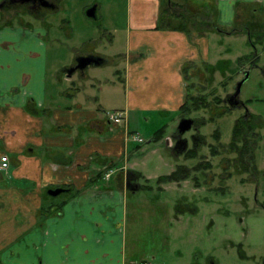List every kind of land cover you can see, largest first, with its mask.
Returning <instances> with one entry per match:
<instances>
[{"label": "crops", "instance_id": "1", "mask_svg": "<svg viewBox=\"0 0 264 264\" xmlns=\"http://www.w3.org/2000/svg\"><path fill=\"white\" fill-rule=\"evenodd\" d=\"M2 1L0 157H9L10 169L0 175V264L155 263L128 255L126 223L132 200L153 193L154 180L164 192L185 187L186 180L161 185L159 179L178 166H190L160 156L148 170L153 159L147 160L157 149L150 155L137 143L136 136L143 138L136 127L143 120L164 123L171 114L176 115L173 127L179 125L188 97L185 67L208 59V32L191 33L170 22L165 27L162 16L171 3L186 8L194 4L202 12L207 0H127L126 51L115 61L124 69L116 70V79L107 78L104 70L110 61L99 48L50 72V16L59 11L58 5L53 0V9H34ZM213 1L222 30L233 29L243 10L261 21L264 31V0ZM97 12L98 7L96 17ZM241 33L245 31L236 34ZM244 35L250 45L248 33ZM86 55L96 62L79 69L78 61ZM111 111L125 113V122H110ZM169 139L167 150L187 160L175 154L177 142ZM165 141H153L149 148ZM162 169L169 173L160 175ZM129 174L137 176L131 181ZM58 189L63 193L50 194ZM175 208L173 204L171 216H176Z\"/></svg>", "mask_w": 264, "mask_h": 264}, {"label": "rangeland", "instance_id": "2", "mask_svg": "<svg viewBox=\"0 0 264 264\" xmlns=\"http://www.w3.org/2000/svg\"><path fill=\"white\" fill-rule=\"evenodd\" d=\"M54 3L59 11L50 16L53 26L49 32V71L62 70L78 55L99 48L110 61L104 70L107 78L116 79V70L123 72L124 69V65L115 61L118 54L126 51L127 0H54ZM204 4L207 8L202 12L194 4L187 10L188 14L175 9L186 14L185 22L167 19L170 26L183 28L184 25L191 33L206 29L208 32V59L187 65L190 94L195 98V105L199 103L201 107L181 115L180 122L186 119L192 123L190 130L181 134L177 122L173 127L175 114L164 119V123L143 120L136 127L144 140L137 143L148 149L150 155L157 149V154L147 160L153 159L148 170L163 156L171 163L190 166V174L185 179V187L175 186L164 192L154 180L150 182L153 193H143L132 200L126 223L128 255H136L139 261L152 260L154 264H264V31L261 21L256 22L251 19V13H246L251 21L241 18L240 24L251 28L256 47L248 45L244 35L248 31L239 37L234 34L236 37L222 38L211 29L218 21L214 1L207 0ZM93 6L98 7L94 19L86 15ZM64 20L68 21L67 25ZM91 41H95V46ZM248 55L251 59L243 60L241 65L238 60ZM246 72L249 77L238 98L244 105L232 107L229 102ZM190 104L194 106L192 100ZM247 113L259 120L253 125H260L256 129L252 127L253 135L244 151L242 137L237 138L235 146L232 143L235 125ZM162 127L164 141L170 136V142L175 139L177 143H187L182 153L187 160L176 159L167 150L166 141L149 148L153 145V135ZM176 153L179 154L175 150ZM168 173L169 169L160 171V175ZM129 176L132 181L137 175ZM141 183L146 181L142 179ZM165 183L161 185H168ZM173 204L176 216H171Z\"/></svg>", "mask_w": 264, "mask_h": 264}, {"label": "trees", "instance_id": "3", "mask_svg": "<svg viewBox=\"0 0 264 264\" xmlns=\"http://www.w3.org/2000/svg\"><path fill=\"white\" fill-rule=\"evenodd\" d=\"M175 9H180L182 11L185 10L186 14H188L187 10H189V8H186V7L182 6V5H177V4H174V3L169 4V7L167 8V10L164 11L163 16H162V22H163L162 24H163V26L166 27L168 25L169 22H167V19H169V18H177V19H181L183 22H185V20L187 19V17H185L186 14H184L183 12L182 13L181 12H176ZM241 18L244 19L245 22H248V18L246 17V13L243 10H240L237 13L235 26L233 27V29L231 31H224L221 28H219L217 25L213 26V28L211 27V29L213 31H215V32H219L221 34H227V35H234V34L239 33V32L248 31L249 44L252 47H256V45H255V43L253 41V37H252L253 36V32H251V28L250 27L248 28V26L245 27V25H241L240 24V22H242ZM211 29H209V30H211ZM257 41L261 42L262 40L257 39ZM250 59H251V56H244L243 58H241L238 61L241 63V65H243V63H242L243 60L246 62V61H248ZM257 59L258 58H256L254 60V62H256ZM191 64H188V65H191ZM185 76H186V80L188 81V78H187V66L185 67ZM190 91H191V88L188 87V97H187V101L184 103V105L180 109L181 115H185V114H188L189 112H193V111H198L199 108H201L199 103H198V105H195V98L191 97L192 95L190 94ZM191 100H192L194 106H192L190 104ZM241 105L243 106L244 103L242 101H239L237 107L241 106ZM254 121L256 122V121H259V120L257 119V117H255L254 115H251L250 113H247V115H246V117H244V119H242L240 121H237V123L235 125L234 132H233V140H234L233 143H232L233 145L236 144L237 138L242 137L243 140H244V144H245V146L243 147V150L244 149H245L244 151L247 150L246 148H248V147L246 145L248 144V141H249L248 139H249V137H251L253 135L251 133L253 131L252 127L254 126L255 129H256V127L257 126L259 127V125H260L258 123H257V125H253ZM241 124H243V126ZM164 133H165V129L164 128L158 130L153 135V141H155V142L160 141L163 138ZM214 137H215L216 140L219 139L218 135H215ZM233 149L236 150V148H233ZM187 154H189V153H187ZM189 170L190 169L188 167L179 166L174 173H172L171 175L166 176V177H161L159 179V181L160 182H180V181H183V180H185V179H187L189 177V174H190Z\"/></svg>", "mask_w": 264, "mask_h": 264}, {"label": "water", "instance_id": "4", "mask_svg": "<svg viewBox=\"0 0 264 264\" xmlns=\"http://www.w3.org/2000/svg\"><path fill=\"white\" fill-rule=\"evenodd\" d=\"M96 10H97V6H93L91 9H89L87 11V16L89 18H95L96 17ZM93 62H96L93 58L91 57H88V58H81L78 63V68L79 69H84L87 65L93 63ZM74 69L71 71L73 72ZM249 77V72H246L245 74V78L243 79L242 82L239 83V85L237 86L236 88V92L235 94L232 96L231 100H230V105H232V107L234 106H237L239 101H238V98L240 97V93H241V88L243 86V84L246 82V80L248 79ZM191 125L192 123L189 121V120H186V119H183L180 124H179V130L181 132V134L185 133L186 131H189L190 128H191ZM187 143L184 141V142H178L175 146V150L179 153V154H182L183 151L186 149V145ZM63 193V190L61 189H58V190H55V191H51L50 194L52 196H58L60 194Z\"/></svg>", "mask_w": 264, "mask_h": 264}, {"label": "built area", "instance_id": "5", "mask_svg": "<svg viewBox=\"0 0 264 264\" xmlns=\"http://www.w3.org/2000/svg\"><path fill=\"white\" fill-rule=\"evenodd\" d=\"M108 119L115 125H121L125 122V113L121 111H116L108 114ZM137 141L142 142V139L138 136L135 137ZM10 169V160L7 155H3L0 157V175L7 173ZM141 264H154L152 262H143Z\"/></svg>", "mask_w": 264, "mask_h": 264}, {"label": "flooded vegetation", "instance_id": "6", "mask_svg": "<svg viewBox=\"0 0 264 264\" xmlns=\"http://www.w3.org/2000/svg\"><path fill=\"white\" fill-rule=\"evenodd\" d=\"M13 2L32 5V7H34V9H37V8L41 9L42 7H48V6L54 7L53 0H14ZM88 57H91V56L86 55L84 58H88ZM80 58H82V57H80Z\"/></svg>", "mask_w": 264, "mask_h": 264}]
</instances>
